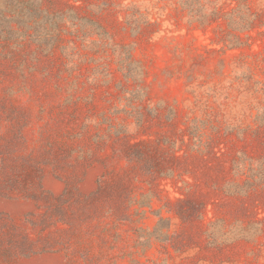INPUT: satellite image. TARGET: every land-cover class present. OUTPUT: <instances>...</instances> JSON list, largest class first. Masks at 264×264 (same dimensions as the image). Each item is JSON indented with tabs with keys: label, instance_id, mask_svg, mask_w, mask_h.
<instances>
[{
	"label": "rangeland",
	"instance_id": "374dc122",
	"mask_svg": "<svg viewBox=\"0 0 264 264\" xmlns=\"http://www.w3.org/2000/svg\"><path fill=\"white\" fill-rule=\"evenodd\" d=\"M178 8L0 0V264H264V52ZM142 141L211 195L203 218Z\"/></svg>",
	"mask_w": 264,
	"mask_h": 264
},
{
	"label": "trees",
	"instance_id": "16d2710c",
	"mask_svg": "<svg viewBox=\"0 0 264 264\" xmlns=\"http://www.w3.org/2000/svg\"><path fill=\"white\" fill-rule=\"evenodd\" d=\"M179 12L189 15L191 23H194L204 32L210 31L212 42L223 44L229 49L253 50L254 53L264 52V0H224L218 4V0H178ZM233 4L231 9L228 6ZM257 4V5H256ZM224 19L229 23L224 28L218 21ZM258 46L259 48H255ZM147 141L137 143L136 161L143 164L145 175L150 182L157 183L160 180L171 182L175 189L181 193L172 200L174 210L184 221L193 222L204 217L213 204L211 195L200 190V185L189 182L183 176V172H177L175 168L163 169L161 159L149 155L145 147ZM141 144V145H140ZM244 155L247 152L243 153ZM172 159L182 158L172 154ZM157 165V166H156ZM193 173V172H186ZM256 182V177H253ZM179 180L184 185H179ZM249 189L252 188H248ZM246 192V191H245Z\"/></svg>",
	"mask_w": 264,
	"mask_h": 264
}]
</instances>
